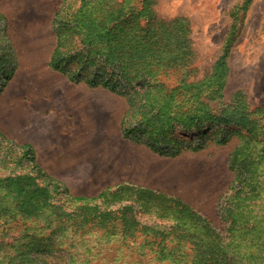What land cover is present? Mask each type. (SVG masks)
<instances>
[{
    "label": "trees",
    "instance_id": "trees-1",
    "mask_svg": "<svg viewBox=\"0 0 264 264\" xmlns=\"http://www.w3.org/2000/svg\"><path fill=\"white\" fill-rule=\"evenodd\" d=\"M74 1L52 15L48 66L124 97L123 138L167 157L204 146L176 132L217 145L239 139L216 202L221 226L178 196L128 182L74 195L37 165L30 143L0 132L5 156L18 152L8 159L13 169L0 172V264H264V99L252 108L242 89L225 91L226 60L252 0L231 12L219 55L200 78L186 19L158 16L157 0ZM5 44L0 79L13 72Z\"/></svg>",
    "mask_w": 264,
    "mask_h": 264
},
{
    "label": "rangeland",
    "instance_id": "rangeland-1",
    "mask_svg": "<svg viewBox=\"0 0 264 264\" xmlns=\"http://www.w3.org/2000/svg\"><path fill=\"white\" fill-rule=\"evenodd\" d=\"M63 1L0 0V45L7 43L13 56V72L0 79V132L17 144L30 143L37 165L74 195L91 196L128 182L178 196L220 227L216 202L232 179L227 157L239 142L237 136L217 145L195 132H176L204 146L172 157L123 138L120 122L128 108L124 97L72 82L48 66L56 40L51 18ZM242 1L157 0L158 16L187 21L195 78L216 60L231 12ZM226 61L227 95L242 89L250 107L258 106L264 99V0L249 3ZM17 153L7 157L0 147V156L7 157L0 172L10 165L13 169L8 159Z\"/></svg>",
    "mask_w": 264,
    "mask_h": 264
},
{
    "label": "crops",
    "instance_id": "crops-1",
    "mask_svg": "<svg viewBox=\"0 0 264 264\" xmlns=\"http://www.w3.org/2000/svg\"><path fill=\"white\" fill-rule=\"evenodd\" d=\"M0 12H2V10H0Z\"/></svg>",
    "mask_w": 264,
    "mask_h": 264
}]
</instances>
